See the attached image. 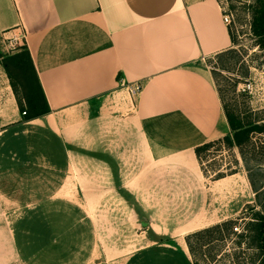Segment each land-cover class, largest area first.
<instances>
[{
  "label": "crops",
  "instance_id": "0c3cea01",
  "mask_svg": "<svg viewBox=\"0 0 264 264\" xmlns=\"http://www.w3.org/2000/svg\"><path fill=\"white\" fill-rule=\"evenodd\" d=\"M221 15L217 0H0L48 108L0 124V264H193L184 238L208 226L194 147L228 132L202 64L231 47Z\"/></svg>",
  "mask_w": 264,
  "mask_h": 264
},
{
  "label": "rangeland",
  "instance_id": "374dc122",
  "mask_svg": "<svg viewBox=\"0 0 264 264\" xmlns=\"http://www.w3.org/2000/svg\"><path fill=\"white\" fill-rule=\"evenodd\" d=\"M247 1L249 0H218L221 9L231 18L228 26L234 37V43L230 47L233 50L218 58L210 56L202 60V64L211 73L221 103L241 122L264 120V48L258 46L249 29L250 17L243 6ZM229 4L233 8H229ZM21 46L22 42L9 33L0 35V56L10 54ZM245 82L251 83V90L242 91L241 87ZM7 84L8 79L0 66V124L22 118L20 111L15 110L16 102L11 100ZM114 101H105V106L118 108L119 105ZM250 141L240 150L247 162L246 166L251 168V177L256 186L264 185V135L250 134ZM130 162L129 160L128 163ZM81 167L87 170L82 164ZM199 167L202 184L205 186L204 203L199 213L200 219L208 223L204 228L223 221H230L231 224L228 229L221 231V237L217 236L216 231L191 235L189 242L192 258L197 264H259L260 256H257V251L247 245V239L236 234L242 231L252 210L258 209L247 180L246 167L237 148L226 147L219 142L212 143L201 150ZM138 171L137 169L135 172ZM232 171L235 172L230 174ZM101 214L108 216L110 212ZM102 225L100 234L106 236L112 225ZM201 229L203 228L199 230ZM141 230L140 226L123 229L124 236L117 245L124 249L130 248L134 243L133 234L136 231L140 233ZM107 238L114 241L109 234Z\"/></svg>",
  "mask_w": 264,
  "mask_h": 264
},
{
  "label": "trees",
  "instance_id": "16d2710c",
  "mask_svg": "<svg viewBox=\"0 0 264 264\" xmlns=\"http://www.w3.org/2000/svg\"><path fill=\"white\" fill-rule=\"evenodd\" d=\"M243 6L247 9L250 17L249 29L251 34L256 38L258 46L264 48V0H249L244 2ZM229 8H233V5L229 4ZM227 33L231 44H233L234 37L231 34L228 25ZM232 50V48H228L217 52L212 56L218 58L224 54L232 52ZM0 65L8 79V84L14 96L18 110L20 112L24 111V114H22L24 120L48 111L37 81L31 58L25 45H22L10 54L0 56ZM221 108L228 127V132L221 138L194 147V154L199 163L201 150L205 149L212 143L219 142L225 144L226 147L237 148L241 161L246 167L247 180L249 186L253 190V196L258 209L252 210L250 217H248L244 223L242 231H239L236 234L238 237H244L247 239V245L255 249L257 251V256H260L258 261L259 264H264V185L256 186L251 177V168L246 166L247 162L240 150L243 145L251 143L250 134L264 135V120L241 122L238 117L222 103ZM234 172L235 171H232L230 174ZM230 224V221H223L222 223L214 224L211 227H206L186 235L184 240L191 258V245L189 242V237L191 235L216 231L217 236L221 237V231L228 229ZM192 262L193 264H197L193 258Z\"/></svg>",
  "mask_w": 264,
  "mask_h": 264
},
{
  "label": "built area",
  "instance_id": "2783aa9c",
  "mask_svg": "<svg viewBox=\"0 0 264 264\" xmlns=\"http://www.w3.org/2000/svg\"><path fill=\"white\" fill-rule=\"evenodd\" d=\"M221 19H222V22L225 24V25H229V22H230V15H228L227 13H225L222 9V15H221ZM242 91H249L251 90V83L250 82H245L244 84H242ZM139 90V85L138 84H132L128 87V94L132 97L134 96L137 91ZM20 114H24V111H21ZM235 229V228H234Z\"/></svg>",
  "mask_w": 264,
  "mask_h": 264
}]
</instances>
